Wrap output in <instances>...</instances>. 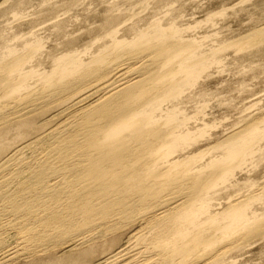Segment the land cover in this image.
Listing matches in <instances>:
<instances>
[{"label": "bare ground", "instance_id": "obj_1", "mask_svg": "<svg viewBox=\"0 0 264 264\" xmlns=\"http://www.w3.org/2000/svg\"><path fill=\"white\" fill-rule=\"evenodd\" d=\"M112 29L104 30L106 43L96 57L86 63L66 55L36 90L28 84L34 75L24 70L28 57L6 50L0 60V250L8 230L20 236L17 250L24 255L49 242L99 240L141 222L111 264H216L237 244L223 245L225 240L251 230L261 215L249 209L250 197L209 216V193L232 169H241L260 136L248 137L247 129L233 135L219 147L225 155L205 167L174 159L190 134L178 133L175 115L157 119L155 112L165 100L179 97L204 68L200 45L157 24L132 29L130 41ZM260 44L264 30L234 42L239 49ZM90 87L80 102L102 96L43 137L24 143L37 132L36 118L1 131ZM29 149H35L32 157L25 155Z\"/></svg>", "mask_w": 264, "mask_h": 264}, {"label": "rangeland", "instance_id": "obj_2", "mask_svg": "<svg viewBox=\"0 0 264 264\" xmlns=\"http://www.w3.org/2000/svg\"><path fill=\"white\" fill-rule=\"evenodd\" d=\"M154 24L177 30L185 40L200 45L199 54L205 56L204 68L184 86L179 97L165 100L155 112L157 119L175 115L181 126L178 133L190 134L191 141L173 158L191 159L190 168L205 167L225 155L219 147L233 135L247 129L248 137L260 136L241 169H232L228 181L209 193L207 206L213 217L229 203L252 197L247 205L261 215L252 224L251 230L256 233L246 230L225 240L223 245L237 244L216 264H264V44L247 49L234 45L264 30V0H0V60L8 50L28 57L24 70L34 75L28 84L36 90L41 87L42 76L58 69L66 55L76 54L86 63L96 57L106 43L103 34L110 28H119V37L130 41L132 29L143 31ZM91 91L92 87L73 94L44 115L29 114L1 131L36 118L37 132L24 143L45 136L102 96L98 93L80 102ZM253 127L257 130L251 132ZM13 134L4 141L5 146L13 140ZM34 151L29 149L25 155L32 157ZM143 225L140 222L107 239L84 244L75 241L59 246L49 242L24 255L17 250L20 236L8 230L0 264H111V256L126 248L128 238ZM116 237H120L119 242L111 247L109 242ZM17 251L22 256H14Z\"/></svg>", "mask_w": 264, "mask_h": 264}]
</instances>
